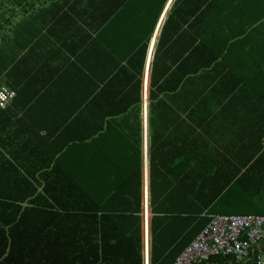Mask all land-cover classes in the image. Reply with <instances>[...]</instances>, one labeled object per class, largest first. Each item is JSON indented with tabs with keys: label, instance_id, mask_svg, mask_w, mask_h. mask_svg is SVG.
Segmentation results:
<instances>
[{
	"label": "crops",
	"instance_id": "1",
	"mask_svg": "<svg viewBox=\"0 0 264 264\" xmlns=\"http://www.w3.org/2000/svg\"><path fill=\"white\" fill-rule=\"evenodd\" d=\"M0 82V211H29L32 257L63 254L47 204L78 201L106 213L81 223L83 264L137 261L138 231L151 264L153 217L184 251L261 156L264 0H0Z\"/></svg>",
	"mask_w": 264,
	"mask_h": 264
},
{
	"label": "trees",
	"instance_id": "2",
	"mask_svg": "<svg viewBox=\"0 0 264 264\" xmlns=\"http://www.w3.org/2000/svg\"><path fill=\"white\" fill-rule=\"evenodd\" d=\"M212 1L214 0H197V9L200 11H206L211 6ZM220 1V0H215ZM223 1V0H222ZM264 138V131H263ZM259 147L257 154L259 155ZM256 156V155H255ZM55 170V169H54ZM238 172V170L236 171ZM154 192H152L153 195ZM223 197H228L231 199V206L229 210L225 209L224 203H222V208L218 211L223 213H229L226 215H232V211L236 213L233 214H263L264 215V146L261 156L255 162H248L247 168L244 174L240 177L229 178L225 181V191ZM1 198V195H0ZM2 198H4L2 196ZM1 200V199H0ZM3 200V199H2ZM52 202V201H51ZM57 201H54L52 204H47L49 211L45 213H51L55 217H58L56 223L54 221L48 222V224L39 225V232L42 233H55L56 237H62L63 242L59 245L56 243L55 249L60 247L63 254L53 255L51 257H32V254L36 251L33 248V244L29 241L22 239L25 237V233L30 231V227L21 223V220L29 211H24L20 217L15 218L13 216L11 220H5L3 211H0V264H83V261L80 256V226L82 222H85L87 219L97 222L99 211L105 213V209H94L89 210L88 208L83 209L79 206L77 201L75 204L72 202L70 205L72 207L65 208L60 210V213H52L51 210L56 209L55 204ZM3 204V203H0ZM152 204L155 202L152 200ZM59 210V209H58ZM156 211V210H155ZM199 214L203 209H198ZM61 212H64V219L66 217L65 223L59 225V221H62ZM225 215V214H221ZM50 217V216H49ZM111 217H104V219H110ZM134 220L137 221L139 218L135 217ZM161 223V217H153L152 220V252H151V264H171L175 263L177 258L184 252L182 247L179 246L178 237L175 236L174 243H165V239H171V236H165L163 233L156 234V225ZM61 226V227H60ZM197 225L196 228H198ZM68 227V228H67ZM59 232V235L57 232ZM139 232V231H138ZM135 233L136 242L133 243V257L136 254V260H130L129 262L117 263V264H143L142 257V244H141V233ZM155 232V233H154ZM184 238L188 237V233L185 231L182 232ZM196 235V232L193 234V238ZM20 236V237H18ZM70 237V241H67V238ZM18 237V238H17ZM138 240V243H137ZM66 242V243H65ZM186 244V242L184 243ZM183 244V245H184ZM42 248L38 244V249ZM93 251L101 252L105 255L107 248L105 244L98 245L94 243L92 246ZM185 249V248H184ZM122 251V246L120 248ZM182 251V252H181ZM139 252V254H138ZM139 258V262H138ZM106 259L101 257L94 261L91 264H101L102 261Z\"/></svg>",
	"mask_w": 264,
	"mask_h": 264
},
{
	"label": "built area",
	"instance_id": "3",
	"mask_svg": "<svg viewBox=\"0 0 264 264\" xmlns=\"http://www.w3.org/2000/svg\"><path fill=\"white\" fill-rule=\"evenodd\" d=\"M14 98L15 94L0 82V109H5ZM262 243L264 215H212L174 264H209L218 258L234 264L255 258L256 264H264V247L258 249Z\"/></svg>",
	"mask_w": 264,
	"mask_h": 264
},
{
	"label": "rangeland",
	"instance_id": "4",
	"mask_svg": "<svg viewBox=\"0 0 264 264\" xmlns=\"http://www.w3.org/2000/svg\"><path fill=\"white\" fill-rule=\"evenodd\" d=\"M232 213H236L235 211H232Z\"/></svg>",
	"mask_w": 264,
	"mask_h": 264
}]
</instances>
